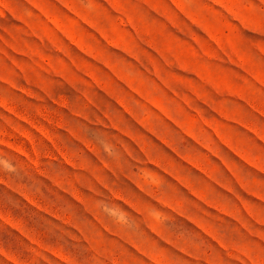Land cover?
I'll use <instances>...</instances> for the list:
<instances>
[{"label": "rangeland", "instance_id": "1", "mask_svg": "<svg viewBox=\"0 0 264 264\" xmlns=\"http://www.w3.org/2000/svg\"><path fill=\"white\" fill-rule=\"evenodd\" d=\"M0 264H264V0H0Z\"/></svg>", "mask_w": 264, "mask_h": 264}]
</instances>
